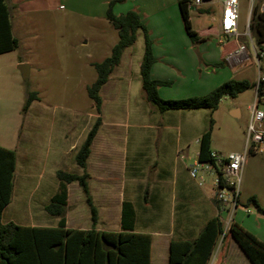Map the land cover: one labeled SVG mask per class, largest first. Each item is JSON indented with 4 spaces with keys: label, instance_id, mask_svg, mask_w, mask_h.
<instances>
[{
    "label": "rangeland",
    "instance_id": "rangeland-1",
    "mask_svg": "<svg viewBox=\"0 0 264 264\" xmlns=\"http://www.w3.org/2000/svg\"><path fill=\"white\" fill-rule=\"evenodd\" d=\"M57 8L58 5L50 12L31 15L27 21L22 20L24 15L17 20L11 16L13 34L19 39L20 47L0 55V146L16 152L15 182L18 187L25 177V165L31 163L29 181L20 197L6 209L4 220L24 226L34 220L38 223L42 216L41 204L48 202L47 197L58 189L56 173L62 170L79 176L85 173L75 158L100 116L102 125L92 146L94 152L88 161L87 173L93 175L94 182L106 179L115 191L117 185L125 183L126 192L120 189L118 193L119 203L123 196L124 200H130V197L142 199L145 204L147 189L154 191L158 186H166L170 191L174 189V213L166 206L164 212H160L162 217L158 227L164 229L167 223L178 240L179 207L184 206L180 191L187 190L198 199L215 191L216 169L209 171L208 165L197 158L203 134L212 125L211 149L218 157L244 151L257 68L250 62L247 67L236 69L230 65L229 55H222L220 41L228 39L220 30L222 2L214 0L190 12L193 29L202 32L201 37L207 36L198 47L188 49L192 42L183 21L181 31L175 30L174 34L188 40L186 44L177 41L172 32L171 37L166 32L165 36L171 40L165 47L160 42H153L149 34L153 47L167 53L161 62L181 67L183 71L181 75L176 72L167 75L170 86L160 87L159 95L163 100L204 97L231 80L247 81L250 88L235 99L224 97L215 112L203 109L160 113L146 102L142 90L138 63L143 51L140 32L116 67H129V77L117 83L114 90L112 85L105 87L108 80L101 91L103 108L98 115L87 92L98 77L93 64L110 58L112 48L119 42L118 32L108 20L89 22ZM201 9L211 11L201 13ZM179 12L181 15V10ZM248 16V0H240L239 42L253 57V46L257 51H264V43L258 45L252 31L250 36L246 35ZM211 28H214L212 32L206 31ZM230 43L228 47H235V40ZM130 54L134 57L130 58ZM21 60L32 64L28 81L23 80L17 69ZM32 93L37 94L38 100L23 113ZM236 110L240 111L239 118L233 116ZM28 155H31L29 161ZM196 164L199 168L197 178L193 179L190 169ZM239 193L237 201L220 203L222 207L216 215L223 221L226 235L221 236L210 264H251L229 235L231 223L240 225L264 243V214L251 201L255 198L264 210V154L249 155L241 175ZM213 199H216L215 193ZM113 207L116 218L119 206L114 203ZM148 207L152 209L151 204ZM198 207H202L201 201ZM95 208L101 215L98 226L104 228V207L95 203ZM137 211L142 217L144 210L138 207ZM66 213L71 223L74 214L79 213L84 224H93L86 195L78 183L69 185ZM154 215L157 213H152ZM46 218L48 220L43 218V223L48 225L51 220H56L51 216Z\"/></svg>",
    "mask_w": 264,
    "mask_h": 264
},
{
    "label": "trees",
    "instance_id": "trees-1",
    "mask_svg": "<svg viewBox=\"0 0 264 264\" xmlns=\"http://www.w3.org/2000/svg\"><path fill=\"white\" fill-rule=\"evenodd\" d=\"M127 0H112L109 4L106 19L111 22L117 30L119 42L113 47L110 58L102 63L94 64V68L98 74L96 82L88 89V96L95 106V111L101 115L103 108V98L101 91L107 84L110 76L115 68L120 64L124 51L133 46L137 40L138 33H142L145 40V52L140 66V77L142 80V89L145 93L147 102L155 107L160 113L172 111H196L210 110L215 112L218 110L220 103L224 97L235 99L238 95L244 93L250 84L247 81L231 80L219 88L213 90L204 97L189 98L185 100H163L159 95V88L170 86L169 82L154 80L151 76L153 64L156 62L153 54V42L149 37L147 27L143 24L140 16L135 11H130L125 15H116L114 7L124 4ZM191 0H179L182 20L188 37L193 46H198L207 40V37H201L199 33L192 29L190 9L188 4ZM211 2L213 0H205ZM11 13L7 0H0V55L16 51L20 47V41L13 34L12 23L10 20ZM251 31L255 42L260 45L264 43V14L255 13L251 25ZM232 43H228L226 56L237 49L228 47ZM36 93H32L24 107L23 113L27 112L30 105L37 101ZM102 125V119L99 116L93 128L88 133L85 142L79 149L75 161L77 165L85 171L82 176L58 172L57 178L60 182V189L56 196L53 197L51 203L45 208V211L53 216L60 218V228L64 229L66 220L68 200V185L78 183L86 195V201L92 214L93 228L97 224V210L90 196L87 173L88 161L92 154V146L94 140ZM212 125L210 129L203 134L199 141L198 160L202 164L213 165L215 159L211 149ZM16 173V152L8 150L0 146V264H28V259L23 258V253L15 247L16 238H22V233L32 231L15 225L14 223L2 224L1 217L3 210L12 201V193L14 187ZM223 186V184H221ZM251 201L255 204L258 211L264 214V210L260 207L255 198ZM218 209L222 206L220 202L214 199ZM135 210L131 203L125 202L122 211V227L124 231H134ZM54 231L55 238L59 242L65 238V248L60 247L57 253L64 255L63 262L59 264H148L141 263L140 245L146 249L150 242L146 240V236L135 234L118 235L119 243L113 245V242L107 241L105 233L91 230L83 231H63V230H47ZM225 234V226L221 218L214 217L210 219L202 229L198 237L194 241H175L170 243V259L169 264H210L214 252L218 246L221 236ZM226 235V234H225ZM229 235L238 245L241 251L247 256L251 264H264V243L258 240L254 235L246 231L240 225L231 223ZM35 236V235H33ZM110 247H108L107 245ZM112 246H117L112 248ZM64 248V250H63ZM52 258H38L37 264H52L56 260Z\"/></svg>",
    "mask_w": 264,
    "mask_h": 264
},
{
    "label": "crops",
    "instance_id": "crops-1",
    "mask_svg": "<svg viewBox=\"0 0 264 264\" xmlns=\"http://www.w3.org/2000/svg\"><path fill=\"white\" fill-rule=\"evenodd\" d=\"M111 1L112 0H7V3L12 18L16 20L20 16L24 15L23 18L25 19L22 20L27 21L29 20L28 18L31 15L50 12L52 8H54V6L58 5V8L60 10L68 11L71 14H76L79 17L85 18L89 22L92 21L95 22V21L107 20L106 19L107 10ZM211 2H207L206 4L209 5ZM179 8H180L179 0H127L124 4L116 5L114 7V12L116 15H125L130 11L137 12L143 24L147 27L148 32L151 35V38L153 39V42L156 41L155 42L156 44H159L160 42L161 44H163V46L166 47L171 40V38H169L170 39L169 40L165 36L166 32L169 33L170 37L172 32L173 36L177 37V41L185 44L186 42L188 43V40H184L180 35L176 36L174 34L176 32L175 30L181 31L182 29L183 20H182V15H180ZM210 11L211 9L200 10L201 13H205V12L207 13ZM13 27L14 26L12 25V29L14 30ZM212 29L214 30V28H211V30L209 29L206 31L212 32ZM196 32L199 33V35L202 33L198 31ZM139 34L140 33H138V35ZM142 37H143V51L140 60L138 58V61H140L138 62L139 67L141 66L145 52V40L143 34ZM84 45H87V42H85ZM195 47L198 46L192 45L188 49ZM153 49H154L153 54H154V58L156 59V62L152 66L151 76L154 80L168 82L166 80L167 75L171 74L172 72L173 73L176 72L179 75L183 73V71L180 69L181 67L172 64L166 65L163 62H161L162 59L165 58V55H167V53H164L163 50L159 51V48L155 47V45ZM222 51H223L222 55L226 56L225 54L226 49H222ZM129 57L133 58L134 54H130ZM21 64H29L30 71L32 70V64L29 61L21 60L19 65ZM129 64L132 65L133 63H129ZM129 71H130L129 67L124 69L115 68L113 74L109 79L108 84L105 87H107L108 85H112V89L114 90V87L116 86L117 83H119L124 78L129 77L130 75ZM236 113L238 117H240V111L236 110ZM8 150H12V149H8ZM93 152H94V148L92 149V154ZM28 156H30L28 159L29 161L31 155ZM30 166H31L30 162H28V164L25 165V170H24L25 177L24 180L21 181L20 187H18V183L15 182L17 178L15 177L13 193H12V201L8 206L4 208L1 217V222L4 225L8 223H14L11 222V220L5 221L4 213L6 209L13 203V201L15 202L20 197L19 195L21 194L23 187L27 185V181H29L28 171ZM16 172H17V163H16ZM58 172H66V171L62 170ZM16 175L17 173H15V176ZM31 185H33L32 182ZM88 185L94 206L96 203L104 207L102 218L105 227L101 228L98 226L99 216L101 217V215H98L97 224L95 228H93V226L84 224L83 219L81 218V216H79L80 215L79 213L74 214L72 223L70 221V217L66 213L67 215V216L65 215L66 226L64 229H61L60 218L53 217L45 211V208L51 203L53 197L56 196L59 192L60 182H58L57 191L54 192V194L52 193L47 197L49 201L45 203L40 202V204L42 203L41 204L42 216L39 217L38 223L37 220L36 221L34 220V218H33L34 222L27 226L14 223L19 227L32 230L22 233L23 236L25 237L16 238V240L14 241L15 247L19 249V252L21 251L23 253V258L28 259V264H37L38 258H46L48 256L49 258L56 260V263H52V264H59L60 260L63 262L64 255L62 253L64 251H62V253H57V255H55V253L53 252H57V249L60 247L65 248L66 239L63 238L59 242L58 238H55L54 236L55 234L58 233H54V231H47V230L83 231V232H89L91 230H95L96 232H102L108 235L107 241L108 243L109 241L113 242V245H117V243H119L118 235L121 234H135L140 236H146L147 238L146 240H148V242L150 243L146 249L142 248L143 243L142 245H140V250H139L141 252L140 262L141 263L146 262L145 259V255H146L148 264H169L170 243L173 240L194 241L198 237L202 229L205 227L207 222L210 219L217 217L216 213L218 211V207L213 201L214 193H215L214 190H213L214 193L210 195L203 194L201 196L202 197L201 199H198L196 195L189 193L187 190L184 189L181 190L180 200L184 206L179 207L180 224H179V233L177 234V237H179V239L177 240L176 235L174 234L172 229L168 227L167 223L164 229H160L158 227V220L161 219L162 217V213L160 212L161 211L164 212L166 206L168 209L170 208V211L172 213H174V210L172 208L173 207L172 205L174 203V197L172 196L174 195V189L170 191L166 188V186H158V188L155 189L154 191H151L150 188L147 189L146 196L144 199V202L146 204L145 205L142 202V199L134 200L132 197H130L129 198L130 200H124L123 196L121 202L119 203L118 193L120 189L126 192L125 183L117 185L115 188L117 191H115L113 184L109 183L106 179H100L99 182L98 181L94 182L93 175H91L90 179L88 180ZM67 188H68V200H67V209H68L69 185L67 186ZM34 191L35 188H33L32 193H34ZM168 197H170L169 200H167ZM97 201H99V203H97ZM200 201L202 203V207H198ZM125 202L132 204L136 214L134 231L132 232L124 231V228L122 227V211H123V204ZM114 203H117V206H119L117 209L118 212L116 211V216H117L116 218H115V213H113L115 212V210L113 209ZM143 204L145 205V207L143 206ZM149 204L152 205V209L148 207ZM138 207L144 210L142 217H140L138 214L137 211ZM152 213H157V215L152 216ZM47 216L48 217L51 216L53 219L56 218V220H51L50 225L44 224L43 218H45V220L46 219L48 220V218H46ZM37 218L38 217H36V219ZM168 220H169V215H168ZM107 246L110 247L109 245ZM116 247L117 246H112V248H116Z\"/></svg>",
    "mask_w": 264,
    "mask_h": 264
},
{
    "label": "built area",
    "instance_id": "built-area-1",
    "mask_svg": "<svg viewBox=\"0 0 264 264\" xmlns=\"http://www.w3.org/2000/svg\"><path fill=\"white\" fill-rule=\"evenodd\" d=\"M205 3H207L205 0H191L188 7L191 11L203 6ZM248 3L249 16L246 24V35L250 36V25L254 14H264V0H248ZM239 7L240 0H222L223 14L220 21V30L228 40L225 42L221 40L220 45L224 49L232 39L235 40L237 49L228 56L230 65L236 69H241L252 62V65L257 68V80L254 84V100L249 107L250 116L244 151L242 153H230L223 158L213 153L214 164H207L209 171H213L215 168L218 174L214 192L215 198L222 204L238 200L241 175L249 155L264 154V51H257L253 46L254 55L251 57L248 55L247 48L240 44ZM198 168V164H196L194 168L190 169V176L193 179L197 178Z\"/></svg>",
    "mask_w": 264,
    "mask_h": 264
},
{
    "label": "water",
    "instance_id": "water-1",
    "mask_svg": "<svg viewBox=\"0 0 264 264\" xmlns=\"http://www.w3.org/2000/svg\"><path fill=\"white\" fill-rule=\"evenodd\" d=\"M17 69L21 73L23 80L28 81L30 75V66L28 64H21L18 65ZM233 116L239 118L236 111H234Z\"/></svg>",
    "mask_w": 264,
    "mask_h": 264
}]
</instances>
